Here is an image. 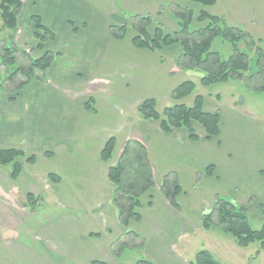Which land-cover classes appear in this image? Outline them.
I'll list each match as a JSON object with an SVG mask.
<instances>
[{
    "label": "crops",
    "instance_id": "obj_1",
    "mask_svg": "<svg viewBox=\"0 0 264 264\" xmlns=\"http://www.w3.org/2000/svg\"><path fill=\"white\" fill-rule=\"evenodd\" d=\"M214 1L208 7L181 4L223 16L229 25L264 39V0H226L228 12ZM172 2L179 0H22L17 42L36 49L38 56L43 50L58 56L46 72V83L32 81L16 93L0 91V149L20 148L34 156L32 163L19 159L22 168L15 179L10 166H0V264H116L110 248L125 229L111 202L113 185L106 171L112 157L101 159L110 137L114 152L129 138L143 141L156 183L168 172L178 176L182 211L153 187L142 196L140 221L132 223L145 238L144 255L155 264L190 262L187 243L181 247L180 242L202 228L201 211L217 195L259 209L264 200L262 120L196 88L179 102L191 106L200 94L203 109L219 114V135L209 140L197 123L192 124L198 137L193 141L186 129L165 133L158 121L137 112L146 98L155 100L159 112L174 103L173 89L187 79L176 78L184 69L172 73L182 48L137 49L132 29L124 39H115L109 28L126 23L128 15L150 14L172 32ZM32 15L54 35L46 37L42 51ZM89 100L91 109L85 108Z\"/></svg>",
    "mask_w": 264,
    "mask_h": 264
},
{
    "label": "trees",
    "instance_id": "obj_2",
    "mask_svg": "<svg viewBox=\"0 0 264 264\" xmlns=\"http://www.w3.org/2000/svg\"><path fill=\"white\" fill-rule=\"evenodd\" d=\"M190 2L202 7L212 6L214 0H179L168 5L169 12L176 22V29L168 32L163 25L150 14L128 15L127 22L121 25H111L109 34L115 39H124L127 30L132 29L134 35L131 43L137 49L159 51L173 44H180L181 54L175 59V67L179 70L198 68L203 72L199 79L202 86L226 83L230 80L242 81L250 90L264 92V39L252 37L238 26L229 25L223 16L209 14L205 10L195 11L181 2ZM22 8V0H0L1 28L9 32L8 38L2 39L0 64L5 67L4 82H10L16 77L23 79L14 87L0 84V91L16 93L32 81L47 82L46 72L58 56L48 50H43L46 37L54 38L41 22L37 15H32L34 37L38 41V50H43L40 56H33L32 50L26 45H20L15 37L17 33V16ZM227 41L232 53L223 58L218 51L211 50L215 38ZM244 43L245 50L239 48ZM28 59L27 64H17L16 53ZM195 82L185 80L172 91L174 103L165 106L161 112L156 109L153 98H146L137 105V112L143 119H152L159 122L161 131L168 133L173 129L184 128L189 133V139H198L192 124H199L204 132L205 139L209 140L219 135L220 116L218 113L206 112L203 109V97L198 94L193 104L187 106L181 102L183 98L193 93ZM218 96V95H217ZM13 99V97H10ZM91 101L85 103V108L91 109ZM115 148L114 137L108 138L101 150V159L109 161ZM27 163L34 162V156H26L20 148L0 149V166L11 167V177L15 179L21 171L19 159ZM212 173V166L206 174ZM107 179L112 183L111 202L117 211V220L125 229L123 236L141 238L137 246L145 245V238L139 232L130 229L132 223L141 219L140 208L142 196L151 188L157 187L164 195L168 204L176 211H181L178 196L182 192L178 176L175 172H168L156 183L153 166L148 157L146 144L135 138L127 139L121 147L120 155L115 164L107 167ZM53 181L59 177L50 176ZM31 199V195H27ZM150 204V202L148 203ZM259 211L264 216V200L259 204ZM217 226L222 232L232 236L238 246H247L258 241L264 248V221L257 229L249 223L247 209L235 204L230 198L217 195L208 210L201 214V226L210 229ZM122 239V238H121ZM117 239L110 248V254L115 257L127 243ZM118 242V243H117ZM129 244V243H128ZM90 264H106L103 261L93 260ZM135 264H155L149 258H141ZM188 264H219L208 252L199 250Z\"/></svg>",
    "mask_w": 264,
    "mask_h": 264
},
{
    "label": "rangeland",
    "instance_id": "obj_3",
    "mask_svg": "<svg viewBox=\"0 0 264 264\" xmlns=\"http://www.w3.org/2000/svg\"><path fill=\"white\" fill-rule=\"evenodd\" d=\"M217 1L218 8L227 12L229 11V5L226 0ZM1 23L2 21L0 19V47H2L3 45L2 39L8 38L9 35V32H7V30L1 28ZM15 39L16 41H18L17 37H15ZM20 45H26L27 47H29L27 44ZM239 48L241 50L246 49L244 43H240ZM31 50L33 56L35 57L40 54L36 49L31 48ZM211 50L218 51L223 58H227L232 53L231 45L227 41H224L219 37L213 40ZM16 55L17 64L22 65L28 63V59L25 56L21 55L20 52H17ZM172 68L175 70V72L172 73H176V69L178 70V68L174 66ZM4 72H6L5 67L0 64V84L4 82ZM183 74H177L176 78H178V80L180 81L185 80L186 78V80H192L196 84L197 92L203 95L210 93L213 97L218 95L221 99L220 102L222 104H226L246 115L262 120L264 122V92L252 91L242 81L236 79L230 80L227 83L211 84L206 87L202 86L199 83V79L203 76V72L198 68L185 70ZM22 79L23 77H16L12 81L5 82L3 84L6 87H14L19 84ZM133 115H135L134 111L132 113H129V118L132 119ZM120 151L121 148L116 150L112 154V164H115L117 162ZM143 202L146 203L145 199H143ZM211 205H207V207L204 208L203 211L208 210ZM141 209H143V207H141L140 210ZM247 214L251 227L253 229L259 228L264 221V216L260 213L259 209H257L254 205H249V207L247 208ZM188 218H192L190 214L188 215ZM130 229L133 230L132 224L130 225ZM185 232L183 233L184 235L186 234ZM117 239H119L118 241L124 240L127 243L123 246L124 248L121 252H116L115 257L110 254L112 256V259L116 261V264H135L139 259L147 258L146 255H144L146 245H144L143 247L137 246L141 243V238L135 239L133 237L123 236L122 234ZM180 243L181 247H185L187 243L188 254L186 253L185 256V258H187V262L192 261L194 259V255L199 250L204 249L208 250V252L219 262V264H264V248L260 246V243L258 241H254L247 246H238L231 235L222 232L215 225L207 230L201 228L195 236L192 235V237L186 238Z\"/></svg>",
    "mask_w": 264,
    "mask_h": 264
}]
</instances>
